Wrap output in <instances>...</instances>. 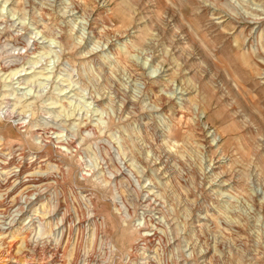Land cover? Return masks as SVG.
I'll list each match as a JSON object with an SVG mask.
<instances>
[{
  "label": "rangeland",
  "instance_id": "1",
  "mask_svg": "<svg viewBox=\"0 0 264 264\" xmlns=\"http://www.w3.org/2000/svg\"><path fill=\"white\" fill-rule=\"evenodd\" d=\"M0 264H264V0H0Z\"/></svg>",
  "mask_w": 264,
  "mask_h": 264
},
{
  "label": "bare ground",
  "instance_id": "2",
  "mask_svg": "<svg viewBox=\"0 0 264 264\" xmlns=\"http://www.w3.org/2000/svg\"><path fill=\"white\" fill-rule=\"evenodd\" d=\"M250 21V20H249ZM252 21V20H251ZM30 46H35V43H33L32 45H30ZM25 50H27L28 49V46L26 47V48H24ZM25 108V111H27V109H30L31 108V106H27V107H24ZM74 111V110H73ZM73 142V141H72ZM113 181V180H112ZM119 194H120V192H119ZM30 202H31V200L30 199H28V197L24 200V204L25 205H29L30 204ZM41 203H42V206H43V208H44V206L46 205V200L45 199H42L41 200ZM23 207L24 206H22V207H20V209H19V211H22L23 210ZM42 208V209H43ZM34 209V208H33ZM40 209V208H39ZM38 210V209H37ZM35 212V211H34ZM45 214V213H44ZM128 233V232H127ZM93 236H95V234L93 235Z\"/></svg>",
  "mask_w": 264,
  "mask_h": 264
}]
</instances>
